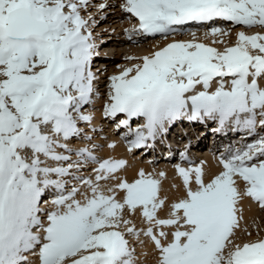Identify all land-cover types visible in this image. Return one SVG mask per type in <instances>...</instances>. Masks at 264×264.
Returning <instances> with one entry per match:
<instances>
[{
	"label": "snow or ice",
	"instance_id": "snow-or-ice-1",
	"mask_svg": "<svg viewBox=\"0 0 264 264\" xmlns=\"http://www.w3.org/2000/svg\"><path fill=\"white\" fill-rule=\"evenodd\" d=\"M89 6L90 0H0V264H29L26 253L38 255L39 264H136L125 232L151 240L156 264H264V238L238 242L240 201L247 197L264 209V135L221 154L222 170L207 180L203 162L175 165L184 195L165 218L159 212L167 197L152 173L140 169L128 181L116 176L127 161L69 147L80 135L78 121L93 119L83 111L97 79L96 21L82 14ZM119 7L136 21L125 29L130 40L140 34L168 41L190 22L218 19L264 29V0H122ZM230 31L211 27L205 38L220 39L209 44L193 30L192 39H172L117 66L103 115L134 136L128 151L181 118L216 120L249 134L264 129V31H239L231 46H214ZM134 118L144 121L135 129ZM73 151L81 159L65 154ZM85 161L98 165L94 178L78 175ZM66 177L88 191L68 187ZM108 180L119 182L101 185ZM49 189L55 195L45 200ZM126 212H139L147 227L137 229Z\"/></svg>",
	"mask_w": 264,
	"mask_h": 264
},
{
	"label": "bare ground",
	"instance_id": "bare-ground-1",
	"mask_svg": "<svg viewBox=\"0 0 264 264\" xmlns=\"http://www.w3.org/2000/svg\"><path fill=\"white\" fill-rule=\"evenodd\" d=\"M102 2H104V0H99L97 2L90 0V6L93 7L90 10L88 9V12H83V15H88L90 12L96 21V23L92 25V31L94 41L97 44L96 52L98 54L92 59L91 69L97 77L94 81L95 91L93 93V95L95 94L97 96L94 97L92 95L91 103L83 106V111L86 114H91L93 119L91 122L78 121V127L81 130L80 135L79 137L70 138L67 143L72 149L88 147L101 160L111 158L114 160L122 159L127 161L126 166L116 173L117 177L132 181L137 178L139 170L143 169L146 173H152L154 178L160 179V196L162 198L167 197V200L165 201L164 209L159 212V215L162 218H165L171 203L183 197L184 190L182 180L177 174L175 165H172L170 158L163 155L164 151L166 152L167 150L172 152V147L178 151V145L182 140H184V138H186L189 142L198 138L195 140L196 143L205 142L211 145L221 144L225 146L230 137L237 138L240 134L248 133V131L243 128H237L232 124L225 125L221 128L218 121L210 119L203 122L199 121L197 123H186L183 122L181 118L168 124L166 126V131L158 133L155 139L152 140L151 149L140 153V155L136 157L135 154L133 155L122 151L119 145L114 142L111 137L104 141L106 134L113 131H107L108 128L106 126H108L110 118L105 117L103 115V111L100 109L102 101H105L103 93L108 91V77L120 71V68L117 67L118 65H128L138 62L127 60L126 57H142L153 51L156 46H163L172 39H192L190 31L193 30L197 32V39L211 44L213 39H220V37L213 38L209 36L205 38L204 33L208 29L211 27L231 29L229 35L223 37L225 41L224 44L214 45L223 49L226 45L231 46L236 42V34L239 31H245L248 34H251L257 31H264V29H260L259 27L245 28L241 25H232L228 21L218 19L215 22L208 23L190 22L183 26L184 31L182 33H177L174 37L170 36L168 41L163 40L160 36L145 38L140 34L133 35L130 40L128 38L129 34L125 32V29L130 28L132 24H134V21L129 20L127 14L120 9L119 5L122 0H107V3L111 5V7L100 11L96 6ZM92 3H94V5H91ZM154 40L161 41L150 45V43L154 42ZM260 84L264 87V79L260 81ZM259 135H264V132ZM257 136L258 135L256 134L248 137L243 141V143H240L237 148L246 143H251L255 138H257ZM84 137H89V139H85ZM174 137L177 139L175 143L173 142ZM172 143L177 144V146L174 145L171 147ZM112 144L115 146L110 147L109 145ZM187 149L191 150L190 147H187ZM193 149V155H190L189 160L182 163L181 166L187 168L190 164L195 166L200 165L201 162H203L206 180L219 172L216 163L213 162L210 157L204 156L203 158H200V156H196L201 148L196 147ZM229 149H232V147ZM57 150L62 151V149ZM65 154L70 155L73 161L81 159V157H78L75 154V151ZM97 166V164L91 161H85L78 175L85 178H94L95 173L92 170ZM161 172L165 173L162 177L159 175ZM65 179L70 181L68 187H71L72 184H76L81 188V192L88 191L83 185L79 184L78 181H72L69 177H66ZM118 182L119 180H108L101 181L100 183L104 187H109ZM239 186L241 190H243L244 184L242 181L239 182ZM88 194L90 195V192H88ZM54 195L55 190L49 189L45 194L44 199L51 200ZM122 196L123 193H118L117 198H122ZM77 198L80 199L82 196L78 194ZM42 207H48V210H51V207L48 205L42 204ZM238 207L242 210L240 214L243 217L240 221L241 227L238 232V242L242 243L247 240L264 238V209L254 206L249 202L247 197L240 201ZM125 218L132 220L137 229L147 227L139 212L136 213V218L131 216H125ZM131 226L132 225H121L120 230L124 231L126 227ZM248 233H250V235H248ZM125 236L129 241V246L134 249L136 264H156L157 255L154 250V246L148 237L141 233L139 238H137L134 234H129L127 232H125ZM26 255H28L29 258V264H39L38 255H33L32 253H26Z\"/></svg>",
	"mask_w": 264,
	"mask_h": 264
},
{
	"label": "rangeland",
	"instance_id": "rangeland-1",
	"mask_svg": "<svg viewBox=\"0 0 264 264\" xmlns=\"http://www.w3.org/2000/svg\"><path fill=\"white\" fill-rule=\"evenodd\" d=\"M93 2H97V1H99V0H92ZM91 5H94V3H92ZM93 6H89V10L92 8ZM83 14V13H82ZM86 16V15H85ZM97 45V44H96ZM125 216H127V217H133V218H136V214L135 215H129V214H127V212H126V214H125ZM141 220V219H140Z\"/></svg>",
	"mask_w": 264,
	"mask_h": 264
}]
</instances>
